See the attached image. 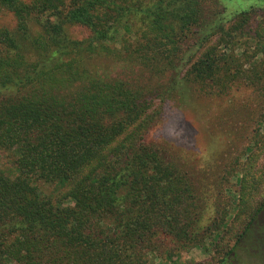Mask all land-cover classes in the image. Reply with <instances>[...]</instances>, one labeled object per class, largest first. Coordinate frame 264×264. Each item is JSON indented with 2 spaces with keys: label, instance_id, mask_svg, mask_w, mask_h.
<instances>
[{
  "label": "trees",
  "instance_id": "trees-1",
  "mask_svg": "<svg viewBox=\"0 0 264 264\" xmlns=\"http://www.w3.org/2000/svg\"><path fill=\"white\" fill-rule=\"evenodd\" d=\"M217 9L214 0H0L13 18L0 27V149L11 153L0 169V264H148L165 240L189 248L219 232L202 226L185 171L142 142L150 92L189 84L218 96L248 82L264 93V69L244 74L238 56L237 32L254 13L223 20ZM262 17L248 39L261 49ZM69 25L87 35L71 37ZM188 34L197 52L182 48ZM95 58L135 65L152 84L98 74L84 65ZM258 142L262 150L264 133ZM257 156L246 158L237 196L248 219L211 264L254 226L264 248Z\"/></svg>",
  "mask_w": 264,
  "mask_h": 264
},
{
  "label": "rangeland",
  "instance_id": "rangeland-1",
  "mask_svg": "<svg viewBox=\"0 0 264 264\" xmlns=\"http://www.w3.org/2000/svg\"><path fill=\"white\" fill-rule=\"evenodd\" d=\"M214 1L219 13L223 11V20L243 10L254 13V18L237 32L246 47L238 56L244 74H254L256 65L264 69V36L259 37L262 49L248 41L256 29L253 26L263 20L264 0ZM229 25L224 23L226 27ZM4 26L12 27L13 18L10 13L1 11L0 27ZM30 28L33 31L36 26L31 24ZM67 32L73 38L87 35V30L78 25H69ZM261 33L264 34V29ZM195 38V34H188L182 41V48L189 46L197 52V46H193ZM89 63L93 65L88 68L98 74L152 84L146 80L149 74H142L135 65L124 68L121 62L107 58H95L84 65L89 66ZM258 91L256 85L238 82L225 95L218 96L189 84L177 86V92L162 98L157 92L148 93L150 123L143 131L142 142L157 147L165 160L185 171L195 187L194 201L200 204V209L205 207L201 211H204L202 226L219 223V232L206 230V237L202 236L200 240L204 239L196 246L175 248L169 239L165 240L156 252L159 257L150 256L148 264H211L240 234L241 226L248 219V215L239 212L236 206L244 163L251 152L258 155L254 169L261 167L264 161V148L261 150L258 142L264 133V93ZM10 154L0 149L1 170L11 165ZM260 180L252 192L254 203L264 195V177ZM261 232L262 227L254 226L251 233L240 238L222 264H264V248L261 249L256 241V235Z\"/></svg>",
  "mask_w": 264,
  "mask_h": 264
},
{
  "label": "flooded vegetation",
  "instance_id": "flooded-vegetation-1",
  "mask_svg": "<svg viewBox=\"0 0 264 264\" xmlns=\"http://www.w3.org/2000/svg\"><path fill=\"white\" fill-rule=\"evenodd\" d=\"M262 1H263V0H262ZM262 1H261V2H262ZM263 3H264V1H263Z\"/></svg>",
  "mask_w": 264,
  "mask_h": 264
}]
</instances>
